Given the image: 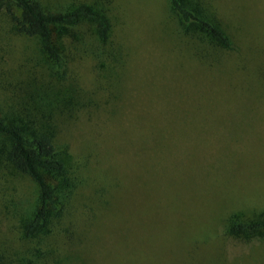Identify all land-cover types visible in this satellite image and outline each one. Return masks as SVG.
<instances>
[{
	"label": "rangeland",
	"instance_id": "rangeland-1",
	"mask_svg": "<svg viewBox=\"0 0 264 264\" xmlns=\"http://www.w3.org/2000/svg\"><path fill=\"white\" fill-rule=\"evenodd\" d=\"M44 1L63 8L85 3L106 14L112 25L111 39L102 40L97 26L88 20L64 26L63 55L68 63L59 69L43 50V39L20 32L12 15L0 10V117L36 128L44 123L46 127L51 110L69 106L81 82L90 84L99 68L105 73L117 66V70L151 79L205 126L199 149L207 170L216 166L224 172L221 176L225 180L237 183L239 190L242 186V192L234 197L216 191H192L186 198L169 199L173 204L170 212L150 214L158 218L167 215L175 221L184 211L175 206L183 201L191 208L207 210L209 220L217 216L223 224L219 235L200 232L207 234L206 239L190 243L180 237L176 242L182 247L178 248L175 241L164 240L165 227L151 224L138 227L129 236L137 239L123 250L149 252L151 256L161 250L166 264L170 259L174 264H184L186 254L197 246L195 253L210 260L196 262L198 258L188 264H213L208 262L211 259L215 264H264V231L245 236L227 232L234 219L264 218V0H187L217 18L232 46L216 41L199 25L181 21L169 0ZM79 54L84 56L82 60L76 59ZM85 129L84 124H78L72 134ZM193 134L195 137V131ZM174 182L186 184V179ZM38 194L37 183L0 154V235L23 238L25 224L38 207ZM73 216L75 228L89 230V237L97 234L104 240L92 245L95 261L102 262V254L109 248L119 250V234L114 237L107 230L97 232L88 220L89 211ZM119 227L122 234L126 227ZM82 246L76 242L74 248ZM59 260L92 264L82 259L78 263L70 256Z\"/></svg>",
	"mask_w": 264,
	"mask_h": 264
},
{
	"label": "trees",
	"instance_id": "trees-1",
	"mask_svg": "<svg viewBox=\"0 0 264 264\" xmlns=\"http://www.w3.org/2000/svg\"><path fill=\"white\" fill-rule=\"evenodd\" d=\"M169 1L181 21L199 25L216 41L232 46L214 15L187 0ZM3 9L12 15L20 32L43 39V50L59 69L68 63L63 55L64 26L88 20L97 26L102 40L111 39L110 19L85 3L63 8L44 0H0V10ZM83 58L81 54L76 57ZM114 67L105 73L99 68L90 84L82 81L69 106L51 110L46 127L44 123L36 128L0 117V154L39 187L38 207L25 224L23 238L0 235V264L71 262L59 260L62 256L76 258L78 263L82 259L81 262L92 264H123L122 260H126L125 264H166L161 250L154 251L153 256L149 252L123 250L137 239L129 236L138 227L151 224L165 227L164 240L169 242L180 237L197 242L209 233L219 235L223 224L217 216L209 220L207 210L191 208L183 201L175 206L184 208L175 221L167 215L151 217L157 211L170 212L171 198H186L192 191H216L235 197L242 192V186L239 190L237 183L225 180L221 176L224 172L216 166L207 170L199 149L205 126L198 119L174 102L156 82ZM78 124H84L86 129L72 134ZM182 178L186 184L174 182ZM85 211L90 212L88 220L97 232L107 230L114 237L119 234V250L107 249L102 262L95 261L92 245L104 240L97 234L89 237V230L75 228L72 220L74 214ZM119 226L126 227L122 234ZM204 231L208 233L199 235ZM262 231L264 218L234 219L227 227L234 236ZM76 242L84 246L77 250ZM181 244L177 243L178 248ZM196 250L186 254L184 264L198 258L196 262L210 260ZM174 261L170 259L169 264ZM208 262L215 264L212 259Z\"/></svg>",
	"mask_w": 264,
	"mask_h": 264
}]
</instances>
